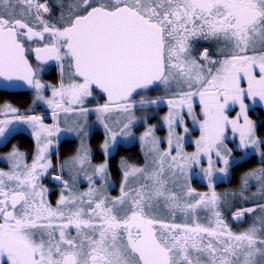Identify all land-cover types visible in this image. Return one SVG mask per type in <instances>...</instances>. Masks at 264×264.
<instances>
[{
	"label": "snow or ice",
	"instance_id": "obj_1",
	"mask_svg": "<svg viewBox=\"0 0 264 264\" xmlns=\"http://www.w3.org/2000/svg\"><path fill=\"white\" fill-rule=\"evenodd\" d=\"M0 149V264H264V0H0Z\"/></svg>",
	"mask_w": 264,
	"mask_h": 264
},
{
	"label": "trees",
	"instance_id": "obj_2",
	"mask_svg": "<svg viewBox=\"0 0 264 264\" xmlns=\"http://www.w3.org/2000/svg\"><path fill=\"white\" fill-rule=\"evenodd\" d=\"M51 78H52V77H51ZM51 78H50V79H51ZM95 140H96V137H94V142H95ZM75 146H76V145H75V142H73L72 145H71V148L74 149ZM64 148H65L66 150L69 149V145H65ZM0 150H5V149H0ZM139 153H140V149H139V146H138V145H135V146L130 147V148L122 147V148H121V151H120L119 154L117 155L116 159L118 160L120 155H132V156H134V157H139ZM67 154H69V152H68V151H65V155H67ZM249 166H251V165H249ZM221 185H222V186H220V187L229 186V185H227V184H223V183H222Z\"/></svg>",
	"mask_w": 264,
	"mask_h": 264
},
{
	"label": "rangeland",
	"instance_id": "obj_3",
	"mask_svg": "<svg viewBox=\"0 0 264 264\" xmlns=\"http://www.w3.org/2000/svg\"><path fill=\"white\" fill-rule=\"evenodd\" d=\"M165 111H167L166 107L163 108V110L161 111L160 115H163V112H165ZM153 122H155V121H153ZM158 135H164V132L161 131V132L158 133ZM95 137H96V140H95V142H94V138H93V143H92V145H93V149H94V150L96 149L99 140L102 139V131H101L100 133H98L97 135H95ZM136 145L139 146L138 143H136ZM128 146H131V145H128ZM189 150H191V149H189ZM226 187H228V186H225V187H219L218 190L222 191V190H223L224 188H226Z\"/></svg>",
	"mask_w": 264,
	"mask_h": 264
},
{
	"label": "flooded vegetation",
	"instance_id": "obj_4",
	"mask_svg": "<svg viewBox=\"0 0 264 264\" xmlns=\"http://www.w3.org/2000/svg\"><path fill=\"white\" fill-rule=\"evenodd\" d=\"M51 77L50 76H48V77H46V79H50ZM102 130H98L97 132H96V134L95 135H97L98 133H100ZM95 135L93 136V138L95 137ZM93 138H92V143H93ZM136 144H133V145H131V146H122V147H125V148H130V147H133V146H135ZM2 151H6V149L5 150H0V152H2ZM97 158H99V157H97ZM2 163V162H1ZM3 164V163H2ZM222 184V183H221ZM219 185V187L220 186H222V185Z\"/></svg>",
	"mask_w": 264,
	"mask_h": 264
},
{
	"label": "crops",
	"instance_id": "obj_5",
	"mask_svg": "<svg viewBox=\"0 0 264 264\" xmlns=\"http://www.w3.org/2000/svg\"><path fill=\"white\" fill-rule=\"evenodd\" d=\"M258 111H259V109H258ZM5 165L4 164H2L1 162H0V167H4Z\"/></svg>",
	"mask_w": 264,
	"mask_h": 264
}]
</instances>
